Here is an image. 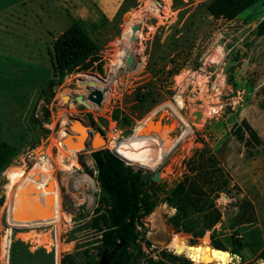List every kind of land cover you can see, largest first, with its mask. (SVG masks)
<instances>
[{"label":"rangeland","instance_id":"obj_1","mask_svg":"<svg viewBox=\"0 0 264 264\" xmlns=\"http://www.w3.org/2000/svg\"><path fill=\"white\" fill-rule=\"evenodd\" d=\"M208 1L113 0L116 9L106 23L99 14L81 22L67 16L65 25L77 22L96 42L102 71L95 62L86 71L68 73L53 87L48 85L52 45L41 41L35 47L34 42L22 39L21 43L17 35L27 33L31 40L42 31L40 23L46 21H39L36 4L1 13L6 26H0V234L5 223L3 204L11 199L12 212L28 197L27 192L18 196L14 191L24 179L42 189L50 188L47 193L38 189L30 195L51 194L55 211L46 222L13 223L32 227L13 232L9 264H54L46 249L52 229L57 238L55 264H61L65 254H73L83 263L81 251L96 256L98 235L89 222L100 187L91 152L109 149L118 154L113 148L116 143L151 137L156 146L154 165L144 168L124 159L134 168H142L147 177L159 171L160 179L154 182L164 189L183 178L187 160L204 144L211 147L231 181L215 200L220 221L200 237L167 222L175 210L160 201V195L139 226L144 254L157 258L159 250L167 249L193 259L194 264H259L264 260V140L246 147L232 133L242 118L264 131V34L256 31L264 18V0L231 20L208 14ZM137 22L138 38L129 42V29ZM45 37L49 42V35ZM129 53L133 60L126 64ZM93 89L104 94L100 105L86 99ZM195 109L203 111L201 122L191 119ZM86 116L105 123L103 135L88 130ZM72 121L94 134L93 148L89 143L70 146L62 141V131L76 136V130L70 128ZM126 130L130 135L124 134ZM113 137L116 145L109 144ZM37 155L45 161L38 162ZM246 169H253L261 184L255 192L237 183ZM247 194L254 201L253 223L248 222L247 213L241 216L239 211L241 201L249 200ZM234 237L249 244L242 251L243 260L232 256ZM215 241L223 243L230 255L209 259L203 250H211ZM131 252L132 264H143L136 248Z\"/></svg>","mask_w":264,"mask_h":264},{"label":"trees","instance_id":"obj_2","mask_svg":"<svg viewBox=\"0 0 264 264\" xmlns=\"http://www.w3.org/2000/svg\"><path fill=\"white\" fill-rule=\"evenodd\" d=\"M257 1L259 0H209L205 9L215 19L231 20ZM256 31L258 35L264 34V18L257 24ZM98 52L96 42L81 25L77 22L71 23L52 42V52H49L52 77L48 80V85L53 87L56 83L62 82L64 77L73 71H86L94 67L95 62L96 68L102 71ZM172 74L170 72V75ZM113 116L116 119L117 112ZM130 133L129 130L124 132L126 136ZM232 133L235 139L246 147L262 143L257 131L246 118L240 120ZM91 157L100 187L97 205L89 222L90 228L98 235L96 256H89L85 251H81L83 255L81 258L85 259L83 263L77 261L73 254H65L61 258L62 263L98 264L100 257L105 253L110 256L109 264H132L134 257L131 249L136 248V255L140 254L143 264H194L188 257L167 249L159 250L157 258L144 254L139 244L143 236L139 226L143 225V219L154 210L162 194L160 201L175 210L167 218V222L173 228L181 227L192 236L200 237L220 221L221 211L215 200L227 189L231 177L211 147L204 144L202 148L196 150L187 160L183 178L167 190L151 177H147L142 168H134L109 149L94 150ZM136 164L141 166L139 163ZM239 211L241 216L248 214L246 216L248 222H255V210L250 200H242ZM119 243L120 249L111 255V250ZM212 245L225 251L213 247L211 250L204 249L209 259H224L230 255L223 243L215 241ZM245 248H249L247 242L238 237L232 239L231 252L239 254L241 260ZM50 257L53 263L52 253ZM261 258L264 259V251ZM244 264L253 263L246 261ZM259 264H264V260Z\"/></svg>","mask_w":264,"mask_h":264},{"label":"crops","instance_id":"obj_3","mask_svg":"<svg viewBox=\"0 0 264 264\" xmlns=\"http://www.w3.org/2000/svg\"><path fill=\"white\" fill-rule=\"evenodd\" d=\"M6 2V3H5ZM36 4V9L41 12V18L37 15L39 21L40 19H43L46 21V24L40 23V26L42 27V31H39L37 36L34 38H31V40L28 38L29 36L27 33H21L18 34V37L21 38L20 42L22 43V39L24 41H27L29 43L34 42L35 47L38 42L45 41L44 45H48L49 43L52 45L53 40L56 38V36L61 33L64 29H66L69 25H65L64 18H67V16L71 17V19L82 21L89 17L93 20L90 16L93 17L95 14H99L103 17V19L108 21L110 18V15L116 9L113 5V0H4L2 3L0 2V17L1 13L4 11H10L15 10L19 5H26V4ZM88 4H90L94 12L93 14L88 9ZM38 11V12H39ZM10 17V16H9ZM15 16H11L12 19H14ZM17 18V17H16ZM5 23L1 22L0 20V26ZM49 35L51 39H49V42H46L47 38L46 35ZM131 42V41H129ZM264 117V114H263ZM264 120V119H263ZM255 130H258V135L262 140H264V131L258 129V126H255ZM264 129V128H263ZM74 137V136H73ZM75 140V139H74ZM231 175L234 174L231 172ZM243 179L240 181L237 180V183L241 186L248 188L249 190H252L255 192V188H259L261 184L257 181V176L254 174L253 169H246L244 172V175L242 176ZM241 177V178H242ZM237 179V178H236ZM235 180V179H234ZM261 188H264V185L261 186ZM247 191V193H248ZM249 197V200H252V203H254L253 199L251 198L250 194H247ZM40 207L42 205L45 208V199H41L39 202ZM55 207L57 209V205L55 204ZM41 209V208H40ZM46 221V220H45Z\"/></svg>","mask_w":264,"mask_h":264},{"label":"bare ground","instance_id":"obj_4","mask_svg":"<svg viewBox=\"0 0 264 264\" xmlns=\"http://www.w3.org/2000/svg\"><path fill=\"white\" fill-rule=\"evenodd\" d=\"M139 22L132 25L128 32V37L131 42H136L138 38V34L140 32V29L134 27L138 26ZM71 130H76L79 133V136H75V139L82 140L84 136L86 135V131L84 127L78 122V121H72L71 123ZM72 135H68L65 131L61 132V138L62 140L64 138H67L65 142H67L70 146L72 145L71 142L74 141V137L72 139ZM151 139L155 138H143L140 140H127V141H120L119 144L116 143L115 137L108 140L112 143L109 144H115L116 146L113 147L116 152L125 158L126 160H129L133 163H139L144 168H150L152 165H154L155 160V154H156V146L153 144ZM93 143H95L93 141ZM95 145V144H94ZM73 146V145H72ZM38 152V151H37ZM41 161L44 162L45 159L43 157H40L38 159V162ZM146 166V167H145ZM35 177V175H34ZM52 186V185H51ZM18 189H15L14 191L18 196H20V193L27 192L28 197L26 198V201L18 208H15L12 212V202L11 199L8 200L9 205V221L11 224L13 223H28V224H36V223H42L49 221L53 219L54 217V205L53 204V196L51 194H43L37 197H32L30 194H34L36 190H40L43 193L45 191L46 193L50 191V188L47 190L42 189L41 187H38L36 184H34L32 181L22 180L19 183ZM52 188V187H51ZM41 199H45V208L42 205L40 207L39 202ZM41 208V209H40ZM26 214V216H25ZM46 220V221H45ZM27 228H31L32 226H24Z\"/></svg>","mask_w":264,"mask_h":264},{"label":"water","instance_id":"obj_5","mask_svg":"<svg viewBox=\"0 0 264 264\" xmlns=\"http://www.w3.org/2000/svg\"><path fill=\"white\" fill-rule=\"evenodd\" d=\"M135 28H138L140 29V25L134 27V30ZM133 60V54L132 53H129L128 56H127V59H126V64H129L131 61ZM230 64V62H228L227 64H225V67L224 69H226V67ZM76 98L80 101H82L84 104H87L88 105V102L86 101L89 100L97 105H100L102 100L104 99V94L101 90H98V89H93V90H90L88 92V94L86 95V99H84L81 95H78L76 96ZM68 99V98H67ZM66 99V100H67ZM203 115V111L202 110H198V109H195V110H192L191 111V119L192 121L194 122H201V117ZM80 122V120H78ZM96 121L98 122V124L102 125L101 122L99 120L96 119ZM81 123V122H80ZM82 124V123H81ZM83 126V125H82ZM84 127V126H83ZM70 128H71V125H70ZM77 134L76 136H79V133L77 131H75ZM69 136L72 135L70 133H67ZM95 134H99L100 135V132L99 131H96ZM90 136V132L87 131L86 132V138H85V141L82 142L81 140H77L75 139L72 143L73 146L75 145H78L80 143H84V146L87 145V140H88V137ZM76 138V137H75ZM67 138H64L62 141H65ZM94 146V143H93V140L91 141V147L93 148ZM152 180L153 181H158L160 178H159V171H155L152 175ZM184 236H187L185 234H183ZM121 247V244L119 243L115 248H113L111 250V255H114ZM213 249H216V250H221V251H225V250H222L220 248H215L213 247ZM232 256L235 257L236 259H240L241 256L237 253H232ZM109 259H110V256H107L105 253L102 254V256L100 257L99 261H98V264H109ZM192 260V259H191Z\"/></svg>","mask_w":264,"mask_h":264},{"label":"built area","instance_id":"obj_6","mask_svg":"<svg viewBox=\"0 0 264 264\" xmlns=\"http://www.w3.org/2000/svg\"><path fill=\"white\" fill-rule=\"evenodd\" d=\"M40 157H42V156L41 155L36 156L37 159H39ZM1 208H2V213L4 214V217H5V223L3 225L4 229H2V232L0 234V251H1L0 259L2 260V262H1L2 264H9V249H10L11 243H12L13 232L17 229L23 230V229H27V228H25L24 226L13 225L10 223L9 218H8L9 217V205L7 204V202H5ZM37 226H40V225H37ZM28 229H30V228H28ZM44 230H45V228H44ZM48 231H49L48 236L51 235L52 239L49 242V245L46 247V249L48 252L52 253L53 263L55 264L56 259H57V246H56L55 242L57 241V238L55 236L54 229L48 230ZM48 231L46 232V234L48 233Z\"/></svg>","mask_w":264,"mask_h":264},{"label":"flooded vegetation","instance_id":"obj_7","mask_svg":"<svg viewBox=\"0 0 264 264\" xmlns=\"http://www.w3.org/2000/svg\"><path fill=\"white\" fill-rule=\"evenodd\" d=\"M86 125L88 126V130H93V133L96 132V131H99L100 134H104L103 131H104V128H105V123L103 121H101V124H98V122L94 119H91L89 118L88 116H86ZM94 134L90 133V136L88 137V142L87 144L89 143V145L91 146V141H92V137H93Z\"/></svg>","mask_w":264,"mask_h":264}]
</instances>
